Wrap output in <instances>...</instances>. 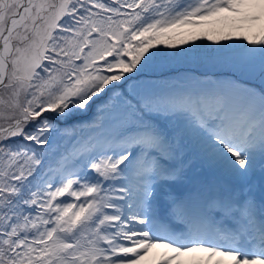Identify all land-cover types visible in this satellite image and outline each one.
<instances>
[{"label": "snow or ice", "instance_id": "1", "mask_svg": "<svg viewBox=\"0 0 264 264\" xmlns=\"http://www.w3.org/2000/svg\"><path fill=\"white\" fill-rule=\"evenodd\" d=\"M0 264H264V0H0Z\"/></svg>", "mask_w": 264, "mask_h": 264}, {"label": "trees", "instance_id": "2", "mask_svg": "<svg viewBox=\"0 0 264 264\" xmlns=\"http://www.w3.org/2000/svg\"><path fill=\"white\" fill-rule=\"evenodd\" d=\"M199 43V42H198ZM205 43H208L207 41H205Z\"/></svg>", "mask_w": 264, "mask_h": 264}]
</instances>
